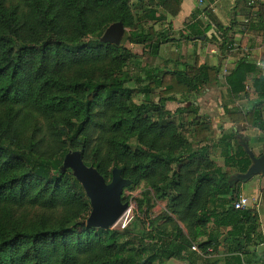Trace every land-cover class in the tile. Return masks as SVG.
Returning a JSON list of instances; mask_svg holds the SVG:
<instances>
[{
    "label": "trees",
    "instance_id": "1",
    "mask_svg": "<svg viewBox=\"0 0 264 264\" xmlns=\"http://www.w3.org/2000/svg\"><path fill=\"white\" fill-rule=\"evenodd\" d=\"M250 1L246 33L263 35L262 14ZM182 2L0 0V264L261 260L260 214L255 207L235 209L243 183L233 190L228 179L251 164L235 136L246 128L264 133V62L244 57L228 68L229 95L243 104L224 105L233 126L218 134L196 103L174 112L167 104H187L217 84L220 59L211 65L197 56L183 70H167L143 62L123 43L100 40L122 22L131 29L126 40L156 59L167 43L206 35L194 32L195 25L180 40L168 30L144 28L177 18ZM216 25L225 53L235 43V21ZM249 83L255 100L248 98ZM137 94L144 97L140 103ZM70 151H81L107 182L118 167L132 181L128 189L144 185L136 200L143 217L135 215L124 229L83 226L91 204L72 172L62 171ZM157 201L166 210L153 218Z\"/></svg>",
    "mask_w": 264,
    "mask_h": 264
},
{
    "label": "rangeland",
    "instance_id": "2",
    "mask_svg": "<svg viewBox=\"0 0 264 264\" xmlns=\"http://www.w3.org/2000/svg\"><path fill=\"white\" fill-rule=\"evenodd\" d=\"M176 20L172 18H168L167 21L164 22H157L154 23H148L144 26V28H148L149 26H153L156 31H165L168 30L170 37L178 39L179 34H183L182 30H180L181 26L177 27V29L173 28V25L175 24ZM131 32V29H127L123 40L121 43L126 45L128 48L133 50L134 52H138L139 55H141V60L143 62H148L152 66H157L160 68H164L167 70H183L186 64L194 63L197 56H199L202 60V62L210 63L211 65H217V59L216 56L225 55L224 52L221 51L217 52L218 55L210 53V49L214 47V45L209 42H200L197 41L196 45L193 43H190L188 39H184L181 43L176 42H170L166 45H163L160 50V55L158 58H153V56L149 53L148 49H144L143 47L136 46L131 44L126 40V37ZM186 36V35H185ZM212 41V40H211ZM213 42V41H212ZM216 47V46H215ZM240 53V52H239ZM238 57V56H236ZM228 68V67H227ZM136 69H132L131 73L134 75ZM226 66L223 64L221 67L220 72V79L217 84H210L207 86L206 89L201 91L200 93L194 94L190 98L189 103L185 104H178V103H168L167 109L171 110L172 112L176 111L177 108L181 107H187L192 103H196L200 107V114L204 116H208L212 122L215 130H217L218 134H221L222 130H227L228 128L232 127L233 125L229 122H227V117L224 113V105L228 103V107H234V106H240L242 107L241 103L242 100L234 101L227 90V87L225 85L224 77L226 75ZM133 84H130L132 86ZM249 90H247L248 98L249 100H255L256 96L254 94V91L250 85ZM135 87H138L135 86ZM158 94V91L156 92ZM161 95H156L154 100L159 101L161 98ZM142 95H136L135 101L137 103H140L143 101ZM243 102H247L244 100ZM249 108V106L247 105ZM244 136L251 137L250 147L252 148L253 152L256 156H259L262 151H264V133L260 130L250 129L246 128V130L243 131ZM261 177L255 176L251 180L247 181L246 183H243L241 187L239 188V194H243L247 196L250 200L254 198V196H257V193H259L260 187H263V183H261ZM145 190L144 185L139 186L135 189H125L123 193L124 199H129L128 202L130 204L129 210L126 212V214L123 216L121 221H119L114 228H120L126 221H130L135 215L143 217V214L139 211L137 207V199L141 197L142 192ZM126 202V201H124ZM166 210V202L165 201H157L155 208L152 210L151 214L152 217L155 218L158 215L162 214ZM168 264H186L183 262H179L176 260L169 261Z\"/></svg>",
    "mask_w": 264,
    "mask_h": 264
},
{
    "label": "crops",
    "instance_id": "3",
    "mask_svg": "<svg viewBox=\"0 0 264 264\" xmlns=\"http://www.w3.org/2000/svg\"><path fill=\"white\" fill-rule=\"evenodd\" d=\"M238 1L239 0H203L201 4L198 0H183L181 4V13L174 19L176 21L174 22L173 28L177 29V27L181 26L180 30H182L183 35L188 33L187 30H192V26L194 25V32H200V34L206 32V35H200L190 40V43L196 45L197 41L204 43L210 41L214 45V47L210 49V53L215 55H218L217 52L220 51L218 46L222 40V35L217 28L216 22L225 27H230L231 23L235 21V25L230 32V37L235 40L233 48L227 50V52L224 53L225 55L216 56V58L220 59V62H223L226 66V72L228 68H232L238 60L244 57L258 62L260 66H262L261 64L264 62V34L254 35L246 33L247 27L245 25H247L249 20L245 17V14L249 9V5L246 4V0L242 4H238ZM255 2L256 8H254V11H260L264 22V0L250 1L251 4H255ZM201 36H205V40H200L199 37ZM177 37V40H180L179 35ZM261 180L263 187H260L259 193H257L256 196V198L260 199V202L255 208L260 214V223L264 236V178L261 177ZM256 253L261 260L255 264H264V243L258 246Z\"/></svg>",
    "mask_w": 264,
    "mask_h": 264
},
{
    "label": "water",
    "instance_id": "4",
    "mask_svg": "<svg viewBox=\"0 0 264 264\" xmlns=\"http://www.w3.org/2000/svg\"><path fill=\"white\" fill-rule=\"evenodd\" d=\"M126 31L122 22L114 23L106 29L100 40L105 44L120 45ZM199 38L205 40V36ZM235 139L249 156L251 164L245 173H234L229 177L228 183L233 190L239 182L246 183L255 176L264 178V154L255 155L249 145L250 137L237 134ZM67 170L80 182L90 200L91 213L82 225L103 230L113 229L129 210L130 204L124 202L123 193L132 185V181L124 178L122 170L115 167L111 181L107 182L97 168L85 164L81 151H70L65 156L62 171Z\"/></svg>",
    "mask_w": 264,
    "mask_h": 264
},
{
    "label": "built area",
    "instance_id": "5",
    "mask_svg": "<svg viewBox=\"0 0 264 264\" xmlns=\"http://www.w3.org/2000/svg\"><path fill=\"white\" fill-rule=\"evenodd\" d=\"M198 1H199V3H201V4L203 3V0H198ZM249 89H250V87L247 85V86H246V90H249ZM259 202H260V199H259V198L254 197V198H252V199L250 200L247 196H244V195L240 194V195L238 196V198H237L235 204H234V207H235V209H237V210H242V209L251 208V207L253 208V207H257V205H259ZM122 218H123V217H122ZM120 221H121V220H120ZM129 222H130V221H129ZM129 222L126 221V222L121 226V229H124V228L128 225ZM192 249H193L194 251L200 252L196 246H194Z\"/></svg>",
    "mask_w": 264,
    "mask_h": 264
}]
</instances>
